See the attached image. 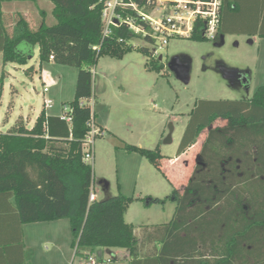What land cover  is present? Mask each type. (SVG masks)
<instances>
[{
	"label": "trees",
	"instance_id": "1",
	"mask_svg": "<svg viewBox=\"0 0 264 264\" xmlns=\"http://www.w3.org/2000/svg\"><path fill=\"white\" fill-rule=\"evenodd\" d=\"M0 0V52L4 63L27 64L39 48L41 65L51 61L78 68L74 98L69 104L71 123L48 115L44 107L32 128L22 117L7 131H0V200L7 201L16 216L0 227V264H25L23 225L67 219L77 253L87 257L102 248H126L131 264H264V85L249 99H198L189 113L177 156L197 141L200 127L217 116L230 124L211 128L200 160L184 191L177 189L173 218L155 228L147 227L139 243L135 226L125 214L134 201L119 193L89 202L94 181L93 166L85 159L84 142L89 122L96 118L94 69L101 56L122 59L138 49L149 56V69L162 70L164 63L135 38L154 40L135 33L128 25L112 26L104 33L106 0H50L54 24L42 21L33 29L22 13L2 11ZM142 5L140 0H136ZM257 9V25L251 33L264 35V0H223L218 35L226 31L230 17L243 9ZM124 17L135 16L132 9ZM147 31L150 26L138 20ZM191 39L205 41L201 23ZM3 77L0 78V109ZM99 127V126H98ZM103 136L104 131L100 128ZM158 166L166 157L159 147L132 144L124 147ZM14 199V204L10 201ZM151 202V200H150ZM153 244L145 256L144 245Z\"/></svg>",
	"mask_w": 264,
	"mask_h": 264
},
{
	"label": "rangeland",
	"instance_id": "2",
	"mask_svg": "<svg viewBox=\"0 0 264 264\" xmlns=\"http://www.w3.org/2000/svg\"><path fill=\"white\" fill-rule=\"evenodd\" d=\"M52 7L50 0L11 1L5 5L8 12L25 13L33 29L42 21L41 10L45 11L48 24L56 22ZM257 14V9H243L230 17L226 31L214 39L171 38L169 44L159 50L164 63V69L159 71L149 69L150 57L138 49L122 59L103 55L95 66L97 105L94 104L93 111L98 122L100 118H107L109 131L95 139V157L89 162L94 170L93 183L100 200L119 193L134 197L125 219L134 224L139 241L145 239L147 227L155 228L173 218L177 206L173 192L177 189L182 193L193 174L199 146L190 149L171 167L166 161L177 156L189 113L196 101L249 99L259 86L264 85V35L251 33L257 25ZM134 41L153 50L140 38ZM174 59L178 60L180 72L170 68ZM42 65L55 79L48 84L47 97L58 95L59 98L51 112L61 113L62 103L68 105L74 98L78 68L56 62ZM221 67L246 72L248 83L233 85L223 76ZM40 68L38 48L27 65L4 63L0 58V78L11 80L23 95L22 98L17 96L12 105V121L21 114L25 118L30 114L35 120L39 114L43 106L40 92L44 89ZM103 100L111 104L110 110L103 108ZM10 101L6 95L0 118L2 125ZM228 122L225 118H215L212 125L222 126ZM204 133L206 131L201 138ZM127 143L148 149L159 147L166 156L161 163L162 169L140 154L126 150ZM102 180L107 181L108 188H103ZM60 223L63 226L59 237L67 244L63 249L68 258L65 264H87L88 257L71 248L74 237L69 220ZM35 225L24 226V242L35 250L34 261L61 264L58 262L63 250L59 259L58 254L50 250L47 233Z\"/></svg>",
	"mask_w": 264,
	"mask_h": 264
},
{
	"label": "built area",
	"instance_id": "3",
	"mask_svg": "<svg viewBox=\"0 0 264 264\" xmlns=\"http://www.w3.org/2000/svg\"><path fill=\"white\" fill-rule=\"evenodd\" d=\"M142 5L136 0H106L103 10L104 33L109 35L112 26L121 27L126 24L135 33L141 34L143 38L150 35L154 40L151 46L156 55L159 56V50L167 46L171 38L192 37L195 27L201 23L203 35L207 38L214 39L218 35L220 25V15L223 0H140ZM132 9L136 12L135 16H126L122 14L123 10ZM138 20L145 22L150 26L151 31L139 24ZM148 44L145 39H142ZM54 60V56L50 55ZM48 87L44 88L47 92ZM91 107L95 104L94 98L90 100ZM45 108H52L54 100L46 98L44 100ZM69 106H63L62 119L71 123L72 118L68 114ZM90 131L84 142L85 159L90 162L95 157V139L101 133L95 118L92 117L90 122ZM1 131V129H0ZM98 199L94 183L90 191L89 202ZM111 259H109L110 261ZM97 258L94 254L88 257L87 264H97Z\"/></svg>",
	"mask_w": 264,
	"mask_h": 264
},
{
	"label": "crops",
	"instance_id": "4",
	"mask_svg": "<svg viewBox=\"0 0 264 264\" xmlns=\"http://www.w3.org/2000/svg\"><path fill=\"white\" fill-rule=\"evenodd\" d=\"M7 2H11V1H5L2 3V11L3 13L5 14H10V15H13L14 13L13 12H8L6 9H5V5ZM53 8H54V4H53V7H52V14H53ZM16 13H22V12H17ZM26 18L27 20H29L28 16L25 14V13H22ZM54 16V15H53ZM56 20V19H55ZM30 22V20H29ZM36 48H38V46H36ZM35 48V49H36ZM39 49V48H38ZM0 58L1 60L3 61V55L2 53L0 52ZM4 62V61H3ZM50 63L53 62V60L49 61ZM28 64V63H27ZM25 64V65H27ZM41 80L43 81L44 83V88L45 87H48L49 90L47 92H50V87L48 86L49 82H53L55 81V79H53V77L50 76V74L45 71V69L43 68V65H41ZM95 70V69H94ZM246 73V72H245ZM8 74H11L10 72H8ZM1 85V84H0ZM2 86H3V96H2V107L0 109V118L1 116H3V108H4V102H5V97L6 95H8L11 99L9 105H8V109L5 111V117H3V125L1 124V120H0V129L2 132H7L14 124L15 122L17 121V119L14 121L11 120L10 118V115H11V111H12V105L13 103L15 102V98L18 96H20L21 98L23 97V95L20 93L19 89L17 88V86L11 81H6V80H3L2 82ZM43 89L42 92H40L43 96V106L41 108V110L39 111V114L40 112L42 111V109L45 107L44 105V100L46 98H51L54 100V106L56 104V101H57V98H58V95H54V97H47L46 93ZM59 99V98H58ZM94 101H95V105H97V95H96V92L94 90ZM102 103V106L103 108H106L107 110H110L111 109V104L110 103H107L106 101H101ZM64 102L62 103V106H63ZM54 106L52 108H46V112L48 115H61V113H56V112H51V109L54 108ZM38 114V115H39ZM38 115L36 116L35 120H33L30 116V114L28 115L27 118H25V116L23 114H21L19 116L22 117L25 121V124L28 128H32L35 124V121L38 117ZM215 118H225V120L229 121L228 124L225 123L224 125L222 126H213L212 125V122ZM214 119L211 120L210 124L207 125V126H202L200 127L199 129V132H198V136H197V142L192 146L190 147L188 150H186L183 154H181L180 156H176L174 158H167V164L169 167L173 166L174 164L177 163L178 160L184 158L190 149L194 148V147H198V155H197V159H196V162H198L200 160V153H201V149H202V146H203V143L209 133V130L211 128H216V127H223V126H227L230 124V119L226 116H217L215 117ZM95 121L97 123V125L103 129L104 131V134L105 132L109 131V125H108V121H107V118L106 119H103V118H100L98 122L97 119L95 118ZM10 125V126H9ZM206 131V133H204V137L201 138L200 135L202 136L203 135V132ZM111 133V132H110ZM166 158H162V159H159L158 160V168L162 169L161 168V163L163 160H165ZM105 182L107 183V181L105 180H102L101 183L103 184V188H108L109 187V184L107 183V185H105ZM99 199V198H98ZM12 204H14V199H11L10 201ZM16 211L15 209H13V207L7 203V201H3V200H0V227L4 224V223H12L13 222V216H16L15 215ZM127 214V213H126ZM126 214H125V218H126ZM61 220H64V219H59V220H54V221H46V222H33V223H26L23 225L22 229H23V241H24V226L25 225H29V224H36L35 225V228H40L42 229L45 233H47V241H49V243L51 244V252L52 253H57L58 256H59V259H60V255H61V251L63 249H66V246L67 244H65V241L61 242L60 240V233H61V230H62V226L61 225L62 223ZM136 230V229H135ZM74 241V240H73ZM142 240L139 241V243L141 244ZM153 247V244H147V245H144L141 250H140V255L143 257L146 255V252L151 249ZM71 248H74V245H73V242L71 243ZM35 250L32 248V247H29L26 245V243L24 242V259H25V264H38L37 262L34 261V252ZM77 251V249H76ZM77 253V252H76ZM80 253V252H79ZM60 254V255H59ZM82 256H86L85 253H81ZM97 258V264L102 263V264H131V256H130V253H129V250L126 249V248H102L100 249L99 251H97L95 254H94ZM109 259H111L109 261ZM68 260V258L66 257V253L65 251L63 250L62 252V259L59 260L58 263H61V264H65L66 261ZM82 264V263H81Z\"/></svg>",
	"mask_w": 264,
	"mask_h": 264
},
{
	"label": "water",
	"instance_id": "5",
	"mask_svg": "<svg viewBox=\"0 0 264 264\" xmlns=\"http://www.w3.org/2000/svg\"><path fill=\"white\" fill-rule=\"evenodd\" d=\"M159 58L162 59V57H159ZM170 68L172 70H174V71H178V72L181 71V67H180L177 59H174L172 61ZM221 72H222L223 76L226 79L230 80V82L234 85V84H236V81H235L236 80V75L238 73H240L241 71L238 70V69H233V68H228V67H221ZM246 80H247V78L244 81H246ZM105 185H107L106 182H105Z\"/></svg>",
	"mask_w": 264,
	"mask_h": 264
},
{
	"label": "flooded vegetation",
	"instance_id": "6",
	"mask_svg": "<svg viewBox=\"0 0 264 264\" xmlns=\"http://www.w3.org/2000/svg\"><path fill=\"white\" fill-rule=\"evenodd\" d=\"M162 57V56H161ZM160 59V58H159ZM161 61H162V59H160ZM247 78V80L246 81H244L245 79ZM249 77L247 76V73H245V72H243V71H241L240 73H238L237 75H236V84L237 83H245V84H247L248 83V79Z\"/></svg>",
	"mask_w": 264,
	"mask_h": 264
}]
</instances>
